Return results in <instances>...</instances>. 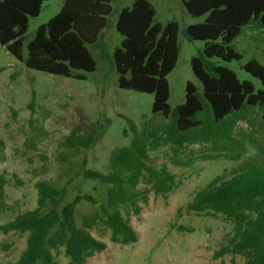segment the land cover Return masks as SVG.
I'll return each instance as SVG.
<instances>
[{"label": "trees", "instance_id": "obj_1", "mask_svg": "<svg viewBox=\"0 0 264 264\" xmlns=\"http://www.w3.org/2000/svg\"><path fill=\"white\" fill-rule=\"evenodd\" d=\"M50 0H0V46L25 62L29 69L66 78L85 80L76 71L93 73L97 62L89 48L104 49L102 33L113 13V0H66L61 12L37 30L24 45L30 19L38 18L43 5ZM194 18L204 22L186 30L189 41L205 42L201 57L191 61L195 76L203 90L191 82L186 87V102L173 114V121L158 125L148 120L141 134L131 121V145L116 150L108 174L87 170L85 178L108 185L107 207L100 213L85 216L81 226L76 221L80 198L58 209L63 192L48 181L37 183L38 206L17 215L1 225L3 234L27 235V246L14 264H58L56 254L64 249L69 264H87L89 258L107 249V244L91 234L101 223L111 230V240L121 245L138 242V235L125 219L120 207L139 215L140 200L148 201L139 185L148 177L151 191L168 197L178 187L177 177L167 168L157 170L150 165V152L170 145L178 152L188 145L213 144L221 153L240 161L245 146L234 137L240 122L247 121L251 109H259L264 119V65L251 59L242 68L261 82L257 89L252 81H240L230 68L218 65L241 62L244 56L233 48L243 28L257 21L264 28V0H182ZM156 8L148 0H135L131 7L119 12L117 31L123 36L113 53L119 87L154 96L153 113L166 119L172 116L169 105V75L176 69L180 55L179 24L156 22ZM75 129L66 137L65 145L89 149L94 134ZM129 131H125L128 136ZM177 165H180L178 162ZM6 179L0 177V203L5 198ZM86 200L96 204L91 197ZM49 206L52 211L46 212ZM133 209V210H132ZM188 209L208 217L224 216L235 226L233 238L218 252L242 255L246 264H264V160H245L232 177H217L200 190ZM186 231L185 228H179Z\"/></svg>", "mask_w": 264, "mask_h": 264}, {"label": "rangeland", "instance_id": "obj_2", "mask_svg": "<svg viewBox=\"0 0 264 264\" xmlns=\"http://www.w3.org/2000/svg\"><path fill=\"white\" fill-rule=\"evenodd\" d=\"M135 0H113V13L102 34L104 49L89 46L96 62L93 73L76 71L85 80L66 78L29 69L5 47L0 46V177L6 179L5 198L0 203V226L17 215L38 206L37 183L50 182L63 192L58 206L80 198L76 221L79 226L85 216L100 213L107 207L108 185L85 178L87 170L108 174L113 153L131 145L133 133L130 123L139 134L148 120L158 125L173 121L176 109L186 102V87L193 83L202 92L203 85L195 76L191 61L201 57L203 41H189L186 30L190 25L204 22L205 17L191 16L182 0H148L156 8V22L179 24L178 43L180 55L176 69L169 75V105L172 116L166 119L153 113L154 96L124 90L119 87L113 53L121 46L123 36L117 31L119 12L131 7ZM66 0H50L43 5L38 18L30 19L24 45L35 37L39 27L58 15ZM233 48L244 56L241 62L218 65L233 70L240 81H252L257 89L261 82L251 77L242 67L251 59L264 65V28L257 21L243 28L233 42ZM82 134H94L95 142L89 149L65 145L75 129ZM128 130V136L125 131ZM235 139L245 146L246 153L240 161L230 158L237 152L221 153L213 144L188 145L180 151L167 145L150 152V165L157 170H167L177 177L178 187L168 197L151 191L148 177L139 185L147 202L140 200L141 213L128 216L119 211L138 235V242L121 245L111 240V230L100 224L91 234L107 244V249L87 260V264H246L242 255L218 252L234 236L235 226L224 216L208 217L188 209L196 194L217 177H232L245 160H264L263 113L249 110L247 121L240 122L234 132ZM180 165H177L176 163ZM91 197L96 204L86 200ZM55 207L49 206L46 212ZM133 210V209H132ZM186 231H180L179 228ZM27 246V235L0 232V264H14ZM58 264H69L64 249L56 254Z\"/></svg>", "mask_w": 264, "mask_h": 264}, {"label": "crops", "instance_id": "obj_3", "mask_svg": "<svg viewBox=\"0 0 264 264\" xmlns=\"http://www.w3.org/2000/svg\"><path fill=\"white\" fill-rule=\"evenodd\" d=\"M103 33H104V32H103ZM103 33H102V34H103Z\"/></svg>", "mask_w": 264, "mask_h": 264}]
</instances>
